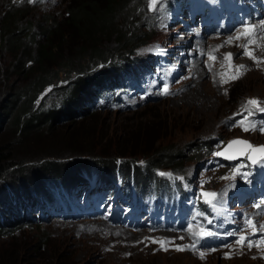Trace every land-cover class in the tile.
<instances>
[{"label": "rangeland", "instance_id": "374dc122", "mask_svg": "<svg viewBox=\"0 0 264 264\" xmlns=\"http://www.w3.org/2000/svg\"><path fill=\"white\" fill-rule=\"evenodd\" d=\"M13 1L31 3L26 10L28 19L39 30L64 23L69 5L75 0H25L24 3V0H0V18ZM185 2L156 0L152 6L151 0H146L138 12L129 8L127 20L130 26L126 28L137 37H132V41L129 37L131 44L127 49L145 58L147 74L142 82L137 79L131 85L118 88L117 98L104 96L98 99L93 108L96 111L87 122H66L63 129H60L62 126L55 128L53 134L76 133L79 140L74 144L78 146L81 141L87 147H96L92 151L95 154L120 156L138 151L137 157L144 160L142 150L149 148L152 152L166 149L177 153L183 161L181 167H177L181 171L179 175H190L194 192L198 195L202 192L218 194L213 200L215 206L209 204L212 214L203 223L179 231L147 226L130 229L111 222L106 212L70 218L65 217L64 209L49 211L41 223L0 233L1 259L11 257L14 264H264L261 255L264 248H248L247 242L240 247L235 235L221 242L227 237L223 235L216 241L220 243L206 240L210 236L201 238L207 231L220 233L209 225L212 216L223 221L225 230L229 229L227 233L235 231L238 235L251 231H240L245 215L253 217L257 228L264 224V213L257 215L251 203L239 205L234 198V192L249 182V172L258 165L252 168L245 159L228 161L215 155L232 139L242 138L253 145L264 144V133L258 127L246 132L239 123L243 121L244 127H251L264 121V113L247 104L248 100L257 99L264 108V30L257 28L250 44L247 37L235 39L244 28L216 33L197 41L198 36L185 12L179 14ZM262 21L264 19L250 25L258 26ZM62 28L67 29L68 25L64 24ZM229 38H233L230 43L227 42ZM246 44L255 60L244 54ZM105 45L116 48L114 53H121L117 35L105 39ZM184 52H190L189 57L186 59L183 55L177 61L175 53L179 56ZM227 53L233 54L230 59L225 58ZM11 60L10 52L0 49V83L9 88L6 79L9 77L10 82L16 80L23 86L27 80L18 72H10ZM237 65L246 68L239 79L233 80L231 77L236 74ZM61 76L64 77V73ZM165 89L167 94H164ZM9 95L7 92L0 99V109ZM55 97L44 99V105ZM67 145L65 141L57 147L64 149ZM199 145L208 148L195 151ZM159 169L167 175L177 173V169L165 166ZM84 187L79 196L80 204ZM251 238L258 240L260 233ZM176 246L184 250H177ZM201 252L206 254L204 258H201ZM226 253H231L230 257Z\"/></svg>", "mask_w": 264, "mask_h": 264}, {"label": "trees", "instance_id": "16d2710c", "mask_svg": "<svg viewBox=\"0 0 264 264\" xmlns=\"http://www.w3.org/2000/svg\"><path fill=\"white\" fill-rule=\"evenodd\" d=\"M30 4L13 1L0 18V49L11 54L10 72L27 80L22 86L7 77L9 88L0 83V99L10 94L0 109V233L43 222L47 211L59 210L90 180L111 186L119 176L127 190L144 197L182 192L185 184L177 174L183 161L177 153L149 148L142 150L144 160L138 151L95 154L96 147L81 141L76 146V133L53 134L66 122H87L98 99L117 98L118 88L143 74L147 61L127 49L137 35L126 27L129 8L138 12L146 0H75L64 23L39 30L28 19ZM113 34L121 44L119 54L105 45ZM65 141L67 147H57ZM207 148L199 145L195 151ZM164 166L177 173L163 174L159 168ZM12 260L0 258V264Z\"/></svg>", "mask_w": 264, "mask_h": 264}, {"label": "snow or ice", "instance_id": "6c2138e0", "mask_svg": "<svg viewBox=\"0 0 264 264\" xmlns=\"http://www.w3.org/2000/svg\"><path fill=\"white\" fill-rule=\"evenodd\" d=\"M151 4L152 6H155L156 4V0H151ZM259 28L260 30H264V21L261 22L260 25H245L244 26V31L239 33L235 39H240L241 37H247L248 38V43H252V36L254 35L256 29ZM233 38H229V40L227 41L228 43H230L232 41ZM245 48V55H250L252 56V53L248 50L247 44L244 45ZM232 53H227L225 54V58L226 59H230L232 57ZM213 59L215 58L214 56L212 57ZM252 58L255 60L256 58L254 56H252ZM257 63H259V61H257ZM236 67V74L233 75L231 78L233 80L235 79H239L241 75H243V69L246 68L245 65H237ZM222 83H226L227 81H221ZM167 94V89H165V93ZM247 104L249 105H253L255 106L261 113H264V108L260 107V101H258L257 99H250L247 101ZM247 110V109H246ZM240 126L243 127L244 131H255L257 130V127L259 129V131H261L262 133H264V121H260L258 122V125L253 124L251 127H244L243 126V121H240ZM234 146H241L239 148H237L236 153H238V155L236 153H233L231 155L227 154L228 151L230 149H232ZM215 155L217 156H223L227 159H237L239 156H246L248 160L251 161V163L253 165L255 164H264V145H253L250 141H246L243 139H234L232 141H230L228 143V145L224 148L223 151H218L215 153ZM240 167H243V165H241ZM238 171V169H237ZM202 197L206 198L205 202L212 204L213 206H215L213 204V200L217 197V193L214 192H202L201 193ZM211 198V199H208ZM255 207L258 210H264V202H261L260 204L255 205ZM260 212L258 211L257 215H259ZM251 230L250 233H248V230ZM242 233H248V234H237L235 231L227 233V235H235L237 236V240L236 243L238 245H240V247H243L245 242H247V247L248 248H252L253 246L255 247H259V248H264V224H260L259 228H257L256 226V221L253 219L252 216H248L245 215L244 217V225L240 230ZM260 233V238L258 240H253L251 237L252 236H256L257 233ZM216 235V233H213L211 231H207L202 233L201 238H203V236H213ZM182 239V237H181ZM163 243V242H161ZM228 246V245H226ZM189 247H194V246H189ZM230 247V246H228ZM177 250H184L183 247L181 246H176ZM165 250H167V248H165ZM212 251H215V249H212ZM205 253L201 252L200 256L201 258L205 257ZM226 256L231 255V253H226ZM261 255L264 256V251L261 252Z\"/></svg>", "mask_w": 264, "mask_h": 264}, {"label": "water", "instance_id": "95a60500", "mask_svg": "<svg viewBox=\"0 0 264 264\" xmlns=\"http://www.w3.org/2000/svg\"><path fill=\"white\" fill-rule=\"evenodd\" d=\"M240 139V138H239ZM242 139V138H241ZM234 140V139H233ZM232 141V140H231ZM246 141H249V140H246ZM229 143V142H228ZM228 143L225 145V147L228 145ZM224 147V148H225ZM239 147H241V146H234L232 149H230L229 151H228V153L227 154H229V155H231V154H233V153H236V150H237V148H239ZM224 148L221 150V151H223L224 150ZM237 155H238V153H236ZM244 156H239L237 159H241V158H243Z\"/></svg>", "mask_w": 264, "mask_h": 264}, {"label": "bare ground", "instance_id": "6f19581e", "mask_svg": "<svg viewBox=\"0 0 264 264\" xmlns=\"http://www.w3.org/2000/svg\"><path fill=\"white\" fill-rule=\"evenodd\" d=\"M250 51V50H249ZM243 53V52H242ZM94 246H96L97 247V245H94Z\"/></svg>", "mask_w": 264, "mask_h": 264}]
</instances>
